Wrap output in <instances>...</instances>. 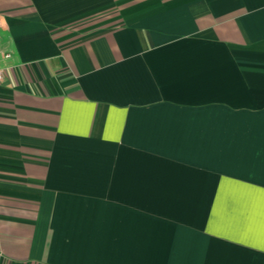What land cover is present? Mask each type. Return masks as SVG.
I'll return each mask as SVG.
<instances>
[{
	"label": "crops",
	"instance_id": "crops-1",
	"mask_svg": "<svg viewBox=\"0 0 264 264\" xmlns=\"http://www.w3.org/2000/svg\"><path fill=\"white\" fill-rule=\"evenodd\" d=\"M0 264H264V0H0Z\"/></svg>",
	"mask_w": 264,
	"mask_h": 264
},
{
	"label": "built area",
	"instance_id": "built-area-1",
	"mask_svg": "<svg viewBox=\"0 0 264 264\" xmlns=\"http://www.w3.org/2000/svg\"><path fill=\"white\" fill-rule=\"evenodd\" d=\"M0 78H1V74H0Z\"/></svg>",
	"mask_w": 264,
	"mask_h": 264
}]
</instances>
